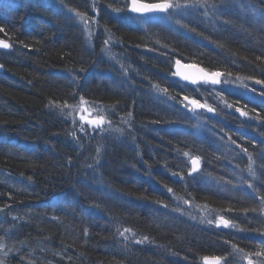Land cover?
I'll list each match as a JSON object with an SVG mask.
<instances>
[{
  "label": "trees",
  "instance_id": "obj_1",
  "mask_svg": "<svg viewBox=\"0 0 264 264\" xmlns=\"http://www.w3.org/2000/svg\"><path fill=\"white\" fill-rule=\"evenodd\" d=\"M129 1L0 0V264H264V0Z\"/></svg>",
  "mask_w": 264,
  "mask_h": 264
},
{
  "label": "water",
  "instance_id": "obj_2",
  "mask_svg": "<svg viewBox=\"0 0 264 264\" xmlns=\"http://www.w3.org/2000/svg\"><path fill=\"white\" fill-rule=\"evenodd\" d=\"M140 3H146V2L141 1V0H137V6H139ZM149 4H153V3H149ZM131 7H132V4H131V0H130L129 1V13L131 15H133V16H139V17L163 15V14H165L168 11H171L173 9V8H169L167 11H163V12L154 11V12H149V13H137V12L131 11ZM0 41H3L4 43L9 44L10 47H11V44L8 41L3 40V39H0ZM10 47H8V48L0 47V50L7 51V50L10 49ZM174 73H175L176 79L179 82L184 83L186 85H191V86H195V85L202 84V83L206 82L207 75H210L204 68L200 67L199 65L187 64V63H184L182 61H179V63L176 62L175 67H174ZM184 77H189L191 79H196V80H198V83L193 84V83L190 82V79L189 80H185ZM217 79L220 80V83H218V84H212L210 82H206V83H209V84H212V85H215V86H220L221 83H222L221 82V76L217 77ZM190 105H191V107L193 108L194 111H205V110H207L206 106L202 107V108H197V107H195L192 104H190ZM83 110H85V109H83ZM98 119L99 118L85 117L83 119V123L84 124H88L95 131H99V130L104 128L105 121L103 120V123L98 125L97 123H95ZM194 160H197V163L195 165H193V163L191 162L192 166H193L192 172L193 173H198L200 171V169H201L200 161L198 159H194ZM205 258L203 259V264H221L223 262L222 258H220V257H207V259H205Z\"/></svg>",
  "mask_w": 264,
  "mask_h": 264
},
{
  "label": "snow or ice",
  "instance_id": "obj_3",
  "mask_svg": "<svg viewBox=\"0 0 264 264\" xmlns=\"http://www.w3.org/2000/svg\"><path fill=\"white\" fill-rule=\"evenodd\" d=\"M131 4H132V7H131V11L133 12H137V13H149V12H154V11H167L169 8H173V7H179L178 5H173L170 0H160V2L158 3H153V4H149V3H140L139 6H137V0H131ZM189 6V5H186V7ZM5 29L3 27H0V32H4ZM0 47L2 48H8L10 47L9 44L7 43H4L3 41H0ZM177 63H179V61H177ZM223 75L222 73L220 72H214V73H211L210 75H207L206 77V82H210L212 84H218L220 83V80L217 79V77ZM185 80H189L190 79V82L195 84V83H198V80L196 79H191L189 77H184ZM225 83H227V81H225ZM256 83H261V81L257 80ZM190 103L192 105H194L195 107L197 108H202V107H205V105L203 104H200L197 100L195 99H192L190 101ZM229 107H231V105H229ZM207 111L209 112H213L214 109L211 108V107H208L207 108ZM236 111H241L239 108L236 109ZM241 115H245V113L241 112ZM95 123H97L98 125L103 123V118H99ZM193 165H195L197 163V160H193L192 161ZM191 175V173H189ZM251 187V185H250ZM169 191H172L171 189H168ZM209 223H211V221H209ZM221 223L223 224L224 227H228L229 225V221L227 219H223L221 221ZM217 227L220 226V224H217L216 225ZM139 243V241H138ZM261 254H264V253H260V252H257L256 255H261ZM207 259V257L205 258ZM219 259V258H218ZM249 264H252V261L249 260Z\"/></svg>",
  "mask_w": 264,
  "mask_h": 264
},
{
  "label": "bare ground",
  "instance_id": "obj_4",
  "mask_svg": "<svg viewBox=\"0 0 264 264\" xmlns=\"http://www.w3.org/2000/svg\"><path fill=\"white\" fill-rule=\"evenodd\" d=\"M224 2V1H223ZM223 4H225V3H223ZM234 17V16H233ZM150 24H154V23H150ZM178 61V60H177ZM176 61V62H177ZM179 61H181V60H179ZM176 64V63H175ZM175 64H174V67H175ZM206 70V69H205ZM209 74H211V73H214V72H210V71H208V70H206ZM174 76H175V74H174ZM175 79H176V76H175ZM177 80V79H176ZM221 82L222 83H225V80H224V77H223V75H221ZM227 85L230 87V88H232V91H230V93H231V95L233 96V95H235V96H238V98H242L243 96H241V93L242 92H245L246 90H248V89H246V86H239V85H237V84H234V83H227ZM258 88H261V86L260 85H258L257 86ZM250 90H253V91H255V89H253V88H250ZM89 126V125H88ZM91 127V126H90ZM92 128V127H91ZM92 130H93V128H92ZM247 139L249 140V139H251V140H253V141H255L256 139H255V136H254V134H251V135H249L248 137H247ZM263 145V144H262ZM262 145H259L257 148H256V150H257V152H260V149H261V146ZM192 175H198V173H192ZM251 178V177H250ZM256 179V177H254V178H251V180H255ZM243 180V179H242ZM204 181H205V183L208 185V184H214L215 183V181H214V179L212 178V177H208V178H205L204 179ZM240 183L241 182H243V181H239ZM251 184V183H250ZM250 184H248V186L250 187ZM251 188V187H250ZM193 210H196V209H193ZM203 212H204V210H202ZM263 212H264V209H263ZM198 213H200V211H198Z\"/></svg>",
  "mask_w": 264,
  "mask_h": 264
},
{
  "label": "rangeland",
  "instance_id": "obj_5",
  "mask_svg": "<svg viewBox=\"0 0 264 264\" xmlns=\"http://www.w3.org/2000/svg\"><path fill=\"white\" fill-rule=\"evenodd\" d=\"M206 7V6H205ZM173 10V9H172ZM169 12V11H168ZM166 14V13H165ZM226 88L229 90V91H232V88H230L229 86H226ZM248 90H246L245 92H242L241 93V96H243L242 98H246L247 100H252V99H258L259 97L257 96V95H255V97H251V98H248V97H246V94H248ZM188 105H189V102H188ZM83 111L84 110H82V115L84 114V115H86V111H84V113H83Z\"/></svg>",
  "mask_w": 264,
  "mask_h": 264
}]
</instances>
